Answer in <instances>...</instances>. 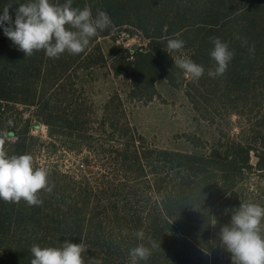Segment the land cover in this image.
<instances>
[{"label": "trees", "instance_id": "trees-1", "mask_svg": "<svg viewBox=\"0 0 264 264\" xmlns=\"http://www.w3.org/2000/svg\"><path fill=\"white\" fill-rule=\"evenodd\" d=\"M9 2L13 3L9 12L14 21L15 9L25 0H0V14ZM85 5L90 6L93 17L101 9L112 20L90 42L109 35L115 26L129 24L141 29L151 40L150 48H156V54L146 52L148 59L141 53L133 62L127 61L125 68L114 69L117 74L125 71L136 83L149 81L152 85L155 77L145 74L143 67L151 58L162 66L160 75L171 84L179 85L181 73L188 96L198 105L200 90L194 81L200 80L186 79L164 47L170 38L183 39L185 48L198 52L204 65H215L210 38L219 37L235 53L225 73V87L230 85L236 93L242 83L259 81L264 90V0H73L74 7ZM245 40L247 45L242 46ZM90 42L79 55L65 52L50 59L39 51L25 57L0 27V149L9 155L26 154V142L35 138L33 123H52L60 113L56 110L62 101L58 95L68 97L72 91L68 84L75 87L73 69L82 61L90 63L94 54ZM98 49V57L104 61L103 47ZM11 110L20 112L19 119L13 118ZM21 110L32 113L24 116ZM61 112L68 121L69 113ZM255 116L249 121L246 140L219 139L210 149L162 152L163 161L173 165L175 177L167 180L159 176L160 170L155 171L150 186L156 187L158 197L153 201L141 185L129 187L132 191L124 212L111 213L101 205L100 192L79 178L50 181L54 208L52 198L45 195L42 205L32 207L23 201L0 200V264H30L33 244L59 247L66 240L87 246L85 264H129V250L139 243L148 245V237L156 247L140 264H233L231 253L225 252L219 239L221 227L230 224L232 212L241 202L264 205V108ZM138 151L137 163L144 171L141 149ZM253 154L257 162L252 161ZM90 203L96 205L90 209ZM139 229L145 232L143 241L133 235Z\"/></svg>", "mask_w": 264, "mask_h": 264}, {"label": "rangeland", "instance_id": "rangeland-1", "mask_svg": "<svg viewBox=\"0 0 264 264\" xmlns=\"http://www.w3.org/2000/svg\"><path fill=\"white\" fill-rule=\"evenodd\" d=\"M98 44L103 47L104 61L98 57ZM90 46L94 53L90 63L82 61L72 71L75 87L68 84L72 86L68 97L58 95L62 101L56 110L60 113L55 114L51 124L33 123L31 133L35 138L26 142V154L33 156L36 167L48 171L49 181L58 178L62 182L65 177L87 181L95 192H100L101 205L111 213L117 209L124 212L128 192L132 191L129 187L141 185L142 191L155 200L158 193L150 182L154 183L156 170L164 179L175 177L173 165L163 161L162 152L210 149L219 139L246 140L250 119L254 120L264 108V90L259 81L242 83L238 89L241 91L234 93L230 85L225 87V74L208 76L215 65H204L198 52L191 53L192 47L184 52L205 69L199 82L193 80L200 90L198 105L188 96L181 73L179 85H173L160 75L162 66L151 58L143 67L145 74L155 77L152 85L149 81L136 83L125 71L115 73L114 69L125 68L127 61L133 62L141 53L144 59L149 58L148 50L156 54V48H150L149 37L129 24L113 27L109 35L90 42ZM61 110L69 113L68 121ZM21 111L24 116L32 113ZM11 112L19 119L20 112ZM20 127L17 130L22 131ZM11 149L15 150L16 145ZM140 149L144 171L137 163ZM252 157L257 162L254 154ZM54 192L40 193V197L52 198L53 208ZM96 203H90V209Z\"/></svg>", "mask_w": 264, "mask_h": 264}, {"label": "clouds", "instance_id": "clouds-1", "mask_svg": "<svg viewBox=\"0 0 264 264\" xmlns=\"http://www.w3.org/2000/svg\"><path fill=\"white\" fill-rule=\"evenodd\" d=\"M12 5L9 2L3 7L0 27L25 57L39 51H43L50 59H58L65 52L79 55L98 34V30L103 31L112 24L106 11L97 9L93 17L90 6L85 5L82 9L74 7L73 0H64L63 3L25 0L15 9L14 21L9 12ZM210 40L214 45L210 57L216 66L214 70L209 69L208 76L216 78L226 73L235 53L219 37H211ZM185 44L183 39L170 38L164 50L186 78L199 80L205 69L187 56ZM245 45L246 40L242 42V46ZM253 51L254 46L249 48L250 53ZM176 53L178 55H174ZM53 186L48 171L36 167L32 155H9L0 149V200L15 204L23 201L30 207L40 206L43 204L40 193H50ZM124 232L126 235L127 230ZM133 235L139 241L145 240L143 229L136 230ZM219 239L231 253L233 264H264V205L241 202L232 212L230 224L221 227ZM148 241V245L139 243L129 250V264H140L150 258L156 244L151 237H148ZM87 250L84 243L67 240L59 247L33 244L30 248V264H85L83 253Z\"/></svg>", "mask_w": 264, "mask_h": 264}]
</instances>
